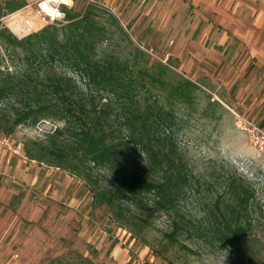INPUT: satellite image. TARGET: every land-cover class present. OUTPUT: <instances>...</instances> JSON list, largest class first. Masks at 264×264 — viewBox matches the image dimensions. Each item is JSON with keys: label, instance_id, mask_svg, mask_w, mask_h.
Instances as JSON below:
<instances>
[{"label": "rangeland", "instance_id": "1", "mask_svg": "<svg viewBox=\"0 0 264 264\" xmlns=\"http://www.w3.org/2000/svg\"><path fill=\"white\" fill-rule=\"evenodd\" d=\"M25 4L0 20V29L18 39L45 27L40 19L34 22L31 3ZM88 4L99 7L101 22L110 23L100 56L126 59L137 77L148 70L163 81L165 90L148 83L139 97L160 99L173 114L162 132L170 131L201 184L179 193L171 215L158 210L151 195L125 208L146 224L135 238L108 209L92 206L91 183L26 156L25 148L34 149L61 122L50 118L9 135L0 132V264H249L251 258L264 264V144L248 131L251 125L264 131V0H78L72 10ZM22 55L0 42V79L22 66ZM158 63L168 70L159 73ZM57 66L76 82L75 94L90 90L84 77ZM186 80L195 85L187 97L169 95V86ZM105 101L110 96L100 92L96 102ZM19 103L15 97L3 100L0 118ZM128 156L143 174L142 152L134 148ZM232 173L253 192L241 221L252 229L238 242L223 244L213 233L215 203ZM93 178L100 187L109 183L103 170Z\"/></svg>", "mask_w": 264, "mask_h": 264}, {"label": "trees", "instance_id": "2", "mask_svg": "<svg viewBox=\"0 0 264 264\" xmlns=\"http://www.w3.org/2000/svg\"><path fill=\"white\" fill-rule=\"evenodd\" d=\"M25 5L23 0H3L0 20ZM98 9L93 4L80 12L66 9L65 25H48L21 39L7 28L0 29V42L23 54L22 66L0 79V103L11 97L22 103L11 107L9 116L0 118V132L9 135L20 125L34 126L50 118L61 122L62 126L50 131L45 141L35 143L34 149L25 148L26 156L91 183L92 206L108 209L120 226L139 238L146 224L135 221L134 212L125 208L151 195L155 207L171 215L179 193L201 183L188 169L170 131L162 132L174 122L173 114L160 99L150 102L139 97L148 83H158L165 90L161 78L149 75L148 70L139 71L148 75L146 82L143 76H136L128 60L100 56V44L111 32L106 26L110 23L100 21ZM109 17L117 23L115 16ZM57 65L84 77L90 90L75 94L76 82ZM157 65L161 74L168 70ZM169 87L170 96L187 97L195 85L186 80ZM100 92L110 96L101 106L96 102L97 98L100 103ZM134 148L143 154V174L129 160ZM100 170L109 179L105 187L93 178ZM223 184L224 191L215 203L218 216L214 217L213 233L223 244H232L251 232L250 223L241 221L248 216L253 192L235 173L227 175ZM177 228L176 224L174 232ZM253 263L251 258L249 264Z\"/></svg>", "mask_w": 264, "mask_h": 264}, {"label": "built area", "instance_id": "3", "mask_svg": "<svg viewBox=\"0 0 264 264\" xmlns=\"http://www.w3.org/2000/svg\"><path fill=\"white\" fill-rule=\"evenodd\" d=\"M31 3L35 9L38 18L41 19L45 26L57 25L65 21V10L74 7L78 0H25ZM248 131L255 136L257 141L264 144V131L262 128L251 125Z\"/></svg>", "mask_w": 264, "mask_h": 264}, {"label": "crops", "instance_id": "4", "mask_svg": "<svg viewBox=\"0 0 264 264\" xmlns=\"http://www.w3.org/2000/svg\"><path fill=\"white\" fill-rule=\"evenodd\" d=\"M116 9H117V8H116ZM140 16H141V15H140ZM142 18L144 19V15H142ZM142 18H140V20H138L136 23H133V27H132V28H135L136 25H140V23L142 22V21H141ZM38 19H39V18L36 17L35 20H34V22H35V23L38 22V24H39V20H38ZM146 31H147V26H146V28L144 29L143 33H141V38L145 35ZM225 52H226V49L224 50V53H225Z\"/></svg>", "mask_w": 264, "mask_h": 264}, {"label": "bare ground", "instance_id": "5", "mask_svg": "<svg viewBox=\"0 0 264 264\" xmlns=\"http://www.w3.org/2000/svg\"><path fill=\"white\" fill-rule=\"evenodd\" d=\"M40 23H41L42 26L45 25L44 22L41 19H40Z\"/></svg>", "mask_w": 264, "mask_h": 264}]
</instances>
